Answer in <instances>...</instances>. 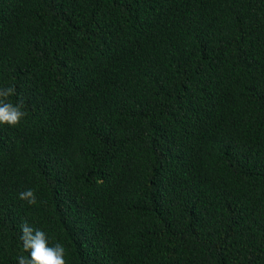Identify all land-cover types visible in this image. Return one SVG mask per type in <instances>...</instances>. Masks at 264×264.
Listing matches in <instances>:
<instances>
[{"label": "trees", "instance_id": "obj_1", "mask_svg": "<svg viewBox=\"0 0 264 264\" xmlns=\"http://www.w3.org/2000/svg\"><path fill=\"white\" fill-rule=\"evenodd\" d=\"M10 86L0 264H264V0H0Z\"/></svg>", "mask_w": 264, "mask_h": 264}, {"label": "clouds", "instance_id": "obj_2", "mask_svg": "<svg viewBox=\"0 0 264 264\" xmlns=\"http://www.w3.org/2000/svg\"><path fill=\"white\" fill-rule=\"evenodd\" d=\"M16 92L15 87L0 89V124L16 126L25 117L23 101L13 104L9 97ZM21 200L27 201L29 205L37 204L34 190L27 189L19 193ZM20 240L24 251L29 253L28 257H18V264H67L65 260V248L57 243L49 246L47 235L40 229L33 228L29 223L22 222L20 225Z\"/></svg>", "mask_w": 264, "mask_h": 264}]
</instances>
